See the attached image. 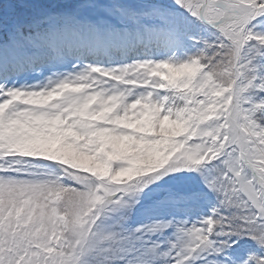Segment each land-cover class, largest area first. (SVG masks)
I'll return each instance as SVG.
<instances>
[{
  "label": "snow or ice",
  "instance_id": "1",
  "mask_svg": "<svg viewBox=\"0 0 264 264\" xmlns=\"http://www.w3.org/2000/svg\"><path fill=\"white\" fill-rule=\"evenodd\" d=\"M0 264H264V0H0Z\"/></svg>",
  "mask_w": 264,
  "mask_h": 264
}]
</instances>
